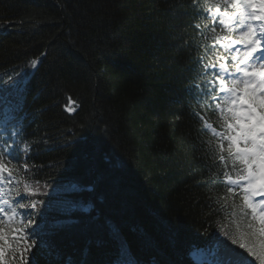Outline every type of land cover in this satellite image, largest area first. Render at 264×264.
<instances>
[{
  "label": "trees",
  "instance_id": "trees-1",
  "mask_svg": "<svg viewBox=\"0 0 264 264\" xmlns=\"http://www.w3.org/2000/svg\"><path fill=\"white\" fill-rule=\"evenodd\" d=\"M197 3L212 15L219 0ZM208 15L192 0H0V150L19 156L4 181L12 207L37 205L15 219L34 221L38 264H220L225 233L246 232L239 195L216 203L236 173L194 115L211 76L198 58L239 35ZM5 259L19 264L8 245Z\"/></svg>",
  "mask_w": 264,
  "mask_h": 264
},
{
  "label": "snow or ice",
  "instance_id": "snow-or-ice-1",
  "mask_svg": "<svg viewBox=\"0 0 264 264\" xmlns=\"http://www.w3.org/2000/svg\"><path fill=\"white\" fill-rule=\"evenodd\" d=\"M209 2L215 3V0H206V3ZM192 3L198 16L208 15L206 6H201L197 0H192ZM220 4L224 6L222 15L212 14L208 18L214 24L218 23L221 31L238 32L239 35L236 39L231 35L212 37V47L216 49L213 52L215 63L198 58L200 68L211 73V76L207 78L210 88L204 91L207 99L198 105L200 111L194 115L201 124V131L210 132L215 138L201 142L212 154L213 163L219 160L225 169L230 164L236 173L233 178L227 171L224 172L226 192L217 196L216 203L223 208L229 199L239 195L242 200L241 218L248 217L246 210L251 211L250 219L245 222L246 232L239 239L225 233L231 243L225 242L227 256L220 264H253L249 257L264 264V0H219L216 13L221 12ZM229 8L232 15H229ZM195 27L199 30L201 26L196 24ZM209 30L217 32L215 26ZM220 49L228 54L221 55ZM30 63L36 67L38 61L33 59ZM65 110L75 112V101L71 106L66 105ZM205 112H212L216 116L219 130L208 122L203 114ZM28 150L29 146L26 145L25 153ZM13 160H19V156L14 155L11 149L0 150V180L5 179V173L9 178L13 175L7 167ZM22 167L27 169L29 166L25 163ZM16 170L19 171V168ZM25 191H28L27 185ZM3 195L4 190L0 189V196ZM17 196H20L19 192ZM257 196L260 197L259 207L254 203ZM12 203L9 199L0 200V204L8 206L0 207V214L4 217L0 218V264H6V245L12 249V259L19 264H38L36 254L32 252L37 245V241L32 238L36 234L31 228L34 221L28 218L25 222L22 218L17 222L15 219L20 215L17 208H36L37 205L35 202L18 203L12 207ZM232 207H236L234 199ZM245 236H259L260 250L247 243ZM10 239L14 247L8 243Z\"/></svg>",
  "mask_w": 264,
  "mask_h": 264
},
{
  "label": "rangeland",
  "instance_id": "rangeland-1",
  "mask_svg": "<svg viewBox=\"0 0 264 264\" xmlns=\"http://www.w3.org/2000/svg\"><path fill=\"white\" fill-rule=\"evenodd\" d=\"M257 6H259V5H257ZM249 10H250V9H249ZM35 59H37V61H39L38 58H35ZM34 68H35V67H32L31 64H30V67L27 69V71H25L26 76L30 75ZM2 199H6V197H5L4 195H3V196H0V200H2ZM0 207H5V205L0 204Z\"/></svg>",
  "mask_w": 264,
  "mask_h": 264
}]
</instances>
